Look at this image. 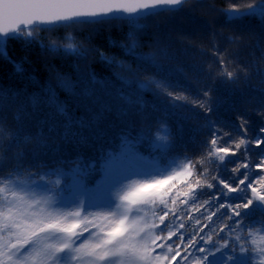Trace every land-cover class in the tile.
<instances>
[{
    "label": "snow or ice",
    "instance_id": "1",
    "mask_svg": "<svg viewBox=\"0 0 264 264\" xmlns=\"http://www.w3.org/2000/svg\"><path fill=\"white\" fill-rule=\"evenodd\" d=\"M238 2L221 11L230 20H258L259 32L252 31L249 42L228 36L231 50L222 48L216 39L221 34L213 32L210 46L199 51L211 57L206 70L213 82L239 86L255 76L264 83V0ZM193 3L0 0V55L7 58L9 39L83 60L95 51L119 84L88 71L75 81L57 73L55 84L22 100L19 91L0 88V264H264V105L255 110L259 124L247 114L234 123L221 120L213 87L186 94L176 78L187 79L185 69L170 63L175 57L158 35L149 51L141 50L139 37L151 18L172 16ZM105 24L127 26L119 47L131 61L76 42L75 31ZM61 30L71 42L51 38ZM245 48L251 49V60L242 63ZM58 89L67 99H60ZM149 96L172 110H200L195 115L203 123L190 136L195 151L177 152L171 127L157 122L154 133L122 132L118 150L103 152L96 161L50 163L47 122L36 132L25 123L48 108L61 124L63 140L83 142L108 114L143 116L155 110ZM128 155L143 159L145 167L118 180L111 162Z\"/></svg>",
    "mask_w": 264,
    "mask_h": 264
},
{
    "label": "trees",
    "instance_id": "2",
    "mask_svg": "<svg viewBox=\"0 0 264 264\" xmlns=\"http://www.w3.org/2000/svg\"><path fill=\"white\" fill-rule=\"evenodd\" d=\"M236 2L237 0L194 1L191 7L172 16L161 14L151 18L148 28L139 39L143 45L142 51L150 50L148 45L154 42L157 35L169 46L171 54L175 57L170 63L184 67L187 74V79L176 74V78L187 89L186 94L195 96L199 89L206 86L213 87L212 95L216 101V114L221 120L234 123L238 115L247 114L251 122L256 125L261 122L255 110L264 105V83L255 76L247 83L241 80L239 86H232L219 79L213 82L209 80L206 70L207 65L211 63V57L199 51L201 46H210L213 32L221 34L216 38L220 46L228 47L230 50L234 46L228 45V36L239 35L249 42L251 32H259L258 20L248 17L230 20L221 11ZM247 2L248 0H239L238 6ZM127 31L126 25L105 24L96 26L94 29L75 31L73 35L77 43L83 41L87 47L131 61L130 57L123 55L119 47L125 42ZM51 38L63 40L65 43L71 42L65 36L64 30L52 34ZM250 50L248 48L243 50L242 63L251 60V57L247 55ZM256 55L259 56V52ZM16 65H22L23 71H17ZM88 71H94L98 78L112 80L113 86L119 87L112 77L114 69L103 64L95 51L87 60H83L72 54L65 55L63 52L53 55L38 43L27 45L23 40L9 39L7 58L0 55V88L19 91L22 94L20 97L22 100L29 95L40 94L49 82L55 84L57 73L68 75L75 81ZM57 91L61 100L67 99L65 92L59 89ZM147 98L156 105L155 110L150 108L143 116L108 114L97 127L85 133L87 139L83 142L63 140L61 124L57 118L50 115L48 108L42 107L25 123L29 130L36 132L41 130L42 121L47 122L46 126H43V131L49 135V143L53 150L45 159L50 163L61 158L68 161L77 158L96 161L103 152L118 150L122 132L135 128L137 131L143 129L154 133L158 126L157 122H166L171 127L177 152L184 148L195 151V146L190 142V136L192 129L203 123L202 117L195 115L200 110L192 111L189 108L172 110L162 99L153 100L150 96ZM16 107L17 105H13V109ZM80 114L81 112L77 111V115ZM185 114L193 118L184 120L182 117ZM9 116L11 117V113ZM50 128L53 129L51 132H49ZM142 151L147 154V147L145 146ZM129 158L135 161L143 160L131 155L130 157L118 156L111 165L126 162Z\"/></svg>",
    "mask_w": 264,
    "mask_h": 264
},
{
    "label": "rangeland",
    "instance_id": "3",
    "mask_svg": "<svg viewBox=\"0 0 264 264\" xmlns=\"http://www.w3.org/2000/svg\"><path fill=\"white\" fill-rule=\"evenodd\" d=\"M126 157H130V155ZM111 166L114 176L119 180L129 176L140 174L145 167V162L144 160L135 161L129 158L126 162H119L116 164H112Z\"/></svg>",
    "mask_w": 264,
    "mask_h": 264
},
{
    "label": "water",
    "instance_id": "4",
    "mask_svg": "<svg viewBox=\"0 0 264 264\" xmlns=\"http://www.w3.org/2000/svg\"><path fill=\"white\" fill-rule=\"evenodd\" d=\"M194 1L201 2V1H204V0H194Z\"/></svg>",
    "mask_w": 264,
    "mask_h": 264
}]
</instances>
